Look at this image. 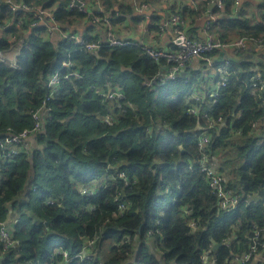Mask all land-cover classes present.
Listing matches in <instances>:
<instances>
[{
    "label": "trees",
    "instance_id": "trees-1",
    "mask_svg": "<svg viewBox=\"0 0 264 264\" xmlns=\"http://www.w3.org/2000/svg\"><path fill=\"white\" fill-rule=\"evenodd\" d=\"M69 1L23 0L50 7L59 20L69 24H85L88 38L106 28L105 24H99V28L87 24L80 11L65 10ZM99 1L106 12L114 11V26L121 10L128 5L130 8V4L133 7L132 2L126 4L127 0ZM224 2L225 12L235 0ZM10 8L0 1L1 26L10 20ZM259 8H264V0ZM161 19L153 17L158 21L150 29L159 31ZM223 19L240 26V36L264 38V13L259 19L262 22L250 23L252 19L245 9L238 17L226 14ZM29 24L27 19V44L19 57L21 68L0 63V133L14 126L20 131L33 126L32 112L41 107L51 75L60 70L63 78L46 123L51 134L38 138L43 150L22 152L12 162L3 163L0 149V222H6L11 235L21 241L17 251L10 252L17 264H91L80 258L65 261L58 252L62 246L74 256L91 238L102 243L97 255L103 256L96 264H202L203 251L214 254L218 264H228L233 256L249 249L254 230L264 236V104L253 98L246 84L255 71L251 60L231 61L235 74L212 107L213 129L208 143L211 160L226 172L228 186L238 194H256L260 202L220 213L217 197L206 174L198 169L199 156L194 153L198 135L208 123L188 112L193 103L192 87L202 91L198 82L178 76L166 84L146 86L144 81L156 74L162 61L150 57L141 47H106L97 53L78 51L68 40L42 35L41 30L36 34ZM11 31H17L14 24L8 26L7 32ZM9 47L0 30V48ZM70 71L79 72L81 77L65 78ZM105 83L125 94L111 108L118 124L112 129H100L99 117L109 114L103 108L109 102L90 89L91 85L103 87ZM137 95L144 103L136 115H122L119 105ZM204 99L210 108L211 97L206 94ZM197 120L201 127H191ZM154 122L161 127L154 128ZM254 122H258L259 132L252 127ZM90 125L100 131L84 137L74 135L79 128ZM142 136H150L151 143L135 145L130 140ZM168 137L173 140L168 141ZM81 142L85 151L102 158L77 169L71 154L77 153ZM177 144H183V149H177ZM223 149H227L225 156ZM191 164L195 170L190 169ZM105 169L114 175L125 172L129 183L121 179L92 196L81 194L70 183H90ZM50 198L57 202L47 203ZM123 199L129 200L131 207L116 219L114 215ZM130 217L138 227H127ZM157 230L162 235H156ZM123 235L136 239L114 245ZM158 239L161 243H156ZM109 240L112 244L106 251L103 245ZM217 243L222 245L214 248ZM0 260L8 261L3 245Z\"/></svg>",
    "mask_w": 264,
    "mask_h": 264
},
{
    "label": "built area",
    "instance_id": "built-area-1",
    "mask_svg": "<svg viewBox=\"0 0 264 264\" xmlns=\"http://www.w3.org/2000/svg\"><path fill=\"white\" fill-rule=\"evenodd\" d=\"M0 1L9 4L11 7L10 9L12 10V15L10 17V20H8L7 25H0V30L4 34V39L10 43L9 48H0V63H3L5 66L14 69L21 68L19 57L21 56L22 49L27 44V31L25 25V21L27 19L30 20L28 28L31 31H34L39 35L40 32L38 30H41V34L47 35L48 37H55L56 35H58L59 38L68 40L69 42L73 43L76 50L78 51L97 53L106 47H141L150 57L158 61H162L160 69L156 72V74L144 81V84L149 87L153 86L156 83L166 84L169 81L176 79L185 70L188 64L195 58H200L206 60L208 63H211V54L217 50L223 51L227 49H233L239 55H242L249 52L251 46L262 47L264 45V38L255 37L249 34L239 36L233 40H225L223 38L213 36L209 29L212 23L208 25L209 34L207 43H201V39L192 37V35L187 32L184 17L181 13H179L177 8L171 9L166 19H161L159 21L158 27L160 36H163V33L169 26H171L173 29V34L169 46H164L148 44L143 40L128 36H119L113 24V15L111 14V12H106L99 0H95L94 2H92L91 0H86L87 3L83 2L82 0H72V2L70 0L65 9L74 12L78 11L76 8L80 7V10L85 14L86 18H88L90 24H95L96 26H98V28L100 27L99 24H105L106 28L104 30L99 29L98 31L93 32L91 38H88L85 33H78L75 30L81 29V27L76 26L78 25L77 23L69 25V23L59 20V18L55 16V12L50 7L44 6L42 4H26L25 2H23V0ZM200 2H202V4L205 6L214 3L215 6L219 8V10H226L224 0H200ZM235 2L236 4H239L240 0H235ZM132 5L140 13H147L151 10V8H154V6H156L151 1L142 0H132ZM193 5L195 6V11H197L198 13L201 12L202 7L199 6V4L195 2V0L193 1ZM96 6L97 8L94 9V7ZM211 19L215 21L216 17L214 14L211 15ZM8 24H14L17 28V31L7 32L9 26ZM218 41L223 44V49L216 46ZM242 41L243 43H241ZM90 45H95V48L91 51H89ZM67 65V62L64 63V66ZM214 68L217 72L216 74L218 77V83L216 84L214 90L207 93L212 99L210 108L206 107L207 102H204V95H201L199 96V99H197V96H194L193 103L190 105L189 109H191L192 107H196L197 111L193 114L201 116V118L205 119L208 122L204 130L198 135V147H196V149L194 150V153L199 156L198 169L200 170V172L205 173L207 176L209 185L212 188L213 193L217 197L218 211L220 213H230L242 205L249 206L254 203H259L257 199L259 197L252 194H238L234 189L230 188L227 184L226 172L218 169L216 164L211 160V147L209 146L208 142L211 138L210 131L213 129V121L211 120L212 107L215 106V104L218 102V98L222 95V91L229 85L232 75L235 74L232 68L231 60L221 62L220 64L214 66ZM71 75L81 77V74H79V72L70 71L65 75V78H68ZM62 78V72L60 70H57L51 75L46 85V87L48 88V93L44 98L41 106L47 107L50 111L51 102L59 92V85ZM52 80H55L54 84L50 83V81ZM246 84L253 98L261 100L264 104V76L262 72L255 70L251 78L249 79V82ZM90 89L94 91L97 90L98 94L105 101L112 103L113 105H116L125 97L123 90L119 88H113L109 83H105L103 87L91 85ZM101 89L103 91H100ZM109 91L113 93L119 91L123 94L120 95L115 101H111V98L106 99L105 97V93ZM40 109L41 107L32 112V116H35L36 112ZM189 109L188 112H190ZM111 113L115 112L111 111L108 115H111ZM240 115L241 113L238 114V116ZM221 119V117L218 118V120ZM252 127L258 130V122H254L252 124ZM205 134H207L208 136V142L206 144H202L201 140ZM10 135L11 134L9 132L5 134L0 133V143L8 140L10 138ZM22 139L23 138L21 137V140ZM169 140L170 139H168V141ZM14 143H16L17 147L19 148V151L15 153L6 152L5 149H1L3 163L12 162L22 152H25L23 143L19 141H15ZM205 157H207V159H204ZM190 169L195 170L196 166L194 164H191ZM105 187L106 186H101L97 188L95 192H90L84 195H97L101 193L103 189H105ZM124 201L130 203L129 200L123 199L122 202ZM56 202L57 201L53 198L47 200V203L50 204H55ZM120 203L118 207L120 206ZM119 217L120 215H118L117 212L115 214V218L118 219ZM6 224V222H0V228H4ZM253 233L254 234L251 237L249 249L241 254L233 256L228 264H264V236L260 235V230L258 229L254 230ZM0 235H3V233H0ZM125 237L130 236L125 235ZM92 241L96 240H87V244L85 245V247L81 251L79 250L80 252L78 251L74 256H70L68 254V251L62 246H59L58 252L62 254L65 261H70L74 258H80L82 261H89V259H91L90 262H94L93 264H96L98 259L103 255H97L95 252L93 253L92 251H88L90 247L94 246L91 243ZM122 241L123 239L120 240V243ZM85 254L87 257L83 256ZM205 257L208 259L209 264H211L212 261H215V264H218L216 256L211 252L203 251L201 258ZM245 257H247V259H245Z\"/></svg>",
    "mask_w": 264,
    "mask_h": 264
},
{
    "label": "crops",
    "instance_id": "crops-1",
    "mask_svg": "<svg viewBox=\"0 0 264 264\" xmlns=\"http://www.w3.org/2000/svg\"><path fill=\"white\" fill-rule=\"evenodd\" d=\"M153 2L156 6L151 8L147 13H140L135 8L131 6L129 2L132 0H127L126 4H130L124 10H121V15L117 16L120 18L117 25L115 26L117 34L121 33V36H128L136 39L143 40L148 44L154 45H164L169 46L170 40L172 38L173 29L169 26L166 31L163 33V36H160L159 31L151 30L150 27L158 20L153 21V17H159L166 19L168 13L171 9L177 8L179 12L184 17L185 26L187 32L192 35V37L201 39L198 35L201 32H206L209 34V29L213 36L223 38L225 40H233L240 36L241 28L240 26H235L229 21L223 19L227 15H231L234 18L240 16L243 9L246 11L252 8V5L255 4L257 9L261 0H240L239 4L234 2L233 6L230 7L227 11L219 10L214 3H211L208 6H205L200 2V0H195L199 6L202 7L201 12H195V6L193 5L194 0H149ZM121 2V0L119 1ZM243 5V7H241ZM153 7V6H152ZM116 14L119 13L118 8H115ZM114 11L111 12V14ZM224 12V13H223ZM114 14V13H113ZM112 14V15H113ZM215 15V21L211 19V15ZM251 22H262L259 19H254L251 16ZM212 23L211 27L208 29V25ZM259 24V23H258ZM77 26V25H76ZM81 27V26H78ZM86 27V26H85ZM75 29L78 33H86L87 29ZM251 54V55H250ZM211 63H208L206 60L195 58L193 59L185 70L179 75L188 80L198 82L200 88L202 89L201 93L207 94L215 89L216 84L218 83L217 72L214 66L224 62L226 60L235 61H249L251 60L256 66V71L262 72L264 76V45L262 47L251 46L249 53L241 56L233 49H227L223 51H215L211 58ZM214 65V66H212ZM194 84V83H193ZM197 84V83H195ZM259 128V126H258ZM259 132V129H258ZM216 163V162H215ZM217 164V163H216ZM254 196H258L253 194ZM259 197V196H258ZM260 202V198H257Z\"/></svg>",
    "mask_w": 264,
    "mask_h": 264
},
{
    "label": "clouds",
    "instance_id": "clouds-1",
    "mask_svg": "<svg viewBox=\"0 0 264 264\" xmlns=\"http://www.w3.org/2000/svg\"><path fill=\"white\" fill-rule=\"evenodd\" d=\"M27 7V6H25ZM112 7H117L116 4H113ZM143 7V6H142ZM243 7V5H241ZM262 13H264V8L257 9L256 5L253 4L252 8L249 10V15L252 16L254 19H260L262 16ZM201 37V43H207L208 40V33L201 32L198 34ZM243 43V41L241 42ZM217 47L223 49V44L219 41L216 44ZM95 48V45L89 46V51L93 50ZM99 58V56H97ZM50 83L54 84L55 80L50 81ZM100 91H103L102 89ZM123 93L117 91L115 93L109 91L105 93V97L111 98V101H115L120 95ZM199 95H197V99H199ZM144 101L140 98V96H133L128 98L126 103H122L119 105L121 109V114L124 116H135L137 111L141 108ZM114 105L112 103H108L103 105V108L108 109L109 112H111V108ZM19 111V110H17ZM161 113L163 112L162 109H159ZM190 113H195L197 111L196 107H192L189 109ZM50 110L47 107L41 106V109L36 112L35 116H33V126L30 128L20 131L15 126L13 128L7 129V131L11 134L10 138L8 140L3 141L0 143V149H5L6 152H12L15 153L19 151V148L17 147V144L14 143L15 141H19L23 143L24 145V151L25 152H31L33 149H36L38 151H42V145L40 144L39 137L41 136H49L51 133L46 127V121L51 117ZM100 122V129H112L113 127H118L117 124V118L115 113H111V115H102L99 117ZM59 123L63 124L64 121H59ZM16 124V118H13V125ZM193 128H200V123L197 122L195 124L190 125ZM154 128H160L161 125L153 123ZM100 129L95 128V126H87V127H81L78 131L74 133V135L79 137L87 136L90 132H97L100 131ZM170 130V129H169ZM154 134V133H153ZM21 137L23 138L21 140ZM132 143L135 145H141V144H150L151 143V137L150 136H142L138 139H132ZM76 141H74L75 143ZM208 142V136L207 134L204 135V137L201 140L202 144H206ZM177 149H183V144H177ZM73 160L72 163L75 165L77 169L81 168L82 165L93 163L97 158H102L99 156L98 153H90L88 151L84 150V146L81 142V147L77 149V153H72ZM204 159H207L205 157ZM122 179V182L124 184H128L129 180L125 174V172L121 171L118 173V175H114L112 173H109L107 169H105L95 180L91 181L87 184H75L74 182L70 181V183H73L75 187H78L81 194H88L90 192H95V190L101 186H109L116 184L119 180ZM138 182V181H137ZM7 207V205H5ZM131 207L130 203L127 201H124L120 203L119 209H118V215L124 216L129 212V208ZM91 211V210H89ZM137 213L139 212V209H136ZM189 213L186 211L184 213L185 216H187ZM18 215V213H17ZM127 227L134 228L138 227V225L135 222L134 218L130 217V222L127 225ZM0 233H3V235H0V245H3V254L5 256H8V261L5 262L3 260H0V264H17L15 258L10 255V252H16L17 249L21 245V241L15 239L9 229L8 225L6 224L4 228H0ZM156 235L160 236L162 235L158 230ZM136 239L135 236L133 237H125L124 243L127 244L129 241ZM93 245L95 244V241L91 242ZM156 243H161V240H157ZM150 248L154 249V245L150 244ZM66 255V254H65ZM129 259H132V257H129ZM247 259V257H245ZM203 264H209L208 259L202 258ZM211 264H215V261H212Z\"/></svg>",
    "mask_w": 264,
    "mask_h": 264
},
{
    "label": "rangeland",
    "instance_id": "rangeland-1",
    "mask_svg": "<svg viewBox=\"0 0 264 264\" xmlns=\"http://www.w3.org/2000/svg\"><path fill=\"white\" fill-rule=\"evenodd\" d=\"M83 2H85V3H87L86 2V0H82ZM71 2H72V0H71ZM95 5V4H94ZM93 5V6H94ZM97 8V6L96 7H94V9H96ZM78 11L80 10V7L79 8H76ZM248 11V10H247ZM80 12H82L81 10H80ZM83 13V12H82ZM248 13H249V11H248ZM251 17V16H250ZM86 22H87V24L89 23V20H88V18L86 19ZM91 22H96V21H91ZM73 24H75V23H73ZM73 24H69V25H73ZM83 25H85V24H82V25H80L81 27H83ZM84 29H85V26H84ZM118 35L119 36H121L122 34L121 33H118ZM55 37H58V35H56ZM192 90H193V92H192V98H194V96H197L196 94H198L199 96H201V95H203V93H200V92H198V88L197 87H192ZM204 96H205V94H204ZM204 102L206 103V100L204 99ZM168 139H170V141H172L173 139L171 138V137H168ZM227 151V149H223L222 150V155H224L225 156V152ZM223 159H224V157H223ZM115 216V215H114ZM91 239H93V238H91ZM96 241H95V244H94V246L93 247H90L89 249H88V251H92L93 253L95 252L96 254H98V252H99V248H101L102 247V243H101V240H99L98 238H94ZM124 240H125V236L123 237V241L121 242V243H116V242H114L115 244L114 245H116V246H121L122 244H125L124 243ZM110 244H109V243ZM98 243L101 245H99L98 246ZM87 244V241H85L84 242V244H83V246H82V248L80 249V251L85 247V245ZM111 244H112V240H109V241H107V243H105L104 245H103V248L106 250V251H109L108 249H109V247L111 246ZM102 249V248H101ZM79 251V252H80ZM84 257H87L86 256V254L85 255H83ZM91 259H89V261H90ZM91 263V262H90ZM93 263V262H92ZM91 263V264H92Z\"/></svg>",
    "mask_w": 264,
    "mask_h": 264
},
{
    "label": "water",
    "instance_id": "water-1",
    "mask_svg": "<svg viewBox=\"0 0 264 264\" xmlns=\"http://www.w3.org/2000/svg\"><path fill=\"white\" fill-rule=\"evenodd\" d=\"M247 53H249V52H247ZM246 54V53H245ZM245 54H242L241 56H243V55H245ZM251 55V54H250ZM222 244L221 243H217L215 246H214V248H218V247H220Z\"/></svg>",
    "mask_w": 264,
    "mask_h": 264
}]
</instances>
